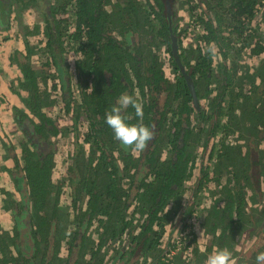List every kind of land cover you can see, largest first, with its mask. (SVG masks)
<instances>
[{
  "label": "trees",
  "instance_id": "trees-1",
  "mask_svg": "<svg viewBox=\"0 0 264 264\" xmlns=\"http://www.w3.org/2000/svg\"><path fill=\"white\" fill-rule=\"evenodd\" d=\"M5 1L4 15L9 18L13 12L11 0ZM181 1L193 2L41 0L34 11L38 20L34 21L35 17L32 25H22L33 30L25 36V53L14 52L20 74L18 89L27 93L22 102L28 112L12 107L18 143L8 150L12 166L4 170L13 179L18 196L0 191L7 196L1 203L6 204L12 220L6 229L0 224V264H145L147 259L149 264H169L174 245L171 251L162 248L165 225L178 211L186 216L194 213L196 205L189 209L191 199L202 182L208 181V172L202 166L214 159L213 181L221 196L207 215L202 250L210 253L213 247L223 248L234 228L245 217L252 219L251 206L242 205L240 196L234 206L233 191L239 187L242 175L233 172L238 166L230 157L233 148L241 151L245 142L249 160L259 158L264 149L259 150L257 145L264 137L248 143L240 137L237 146L223 140L216 146L212 141L222 128L227 134L233 133L240 116L249 112L253 122L258 107L264 110V71L258 77L259 86L252 81L246 93H233L237 90L234 79L239 77L243 49H249L250 55L264 52L263 38H257L255 44L249 40L264 0H204L201 8L197 2L191 5V19L196 9L200 11L193 25V29L200 26L193 36V49L182 46L188 27L181 28L177 19ZM28 4L36 6L37 0H28L25 6ZM64 41L75 46L71 49L80 55L74 62L73 78L66 71L59 48ZM236 43L243 46L234 49ZM32 45L43 46L42 50L50 55L40 67L45 74L51 67L56 71L53 79L60 86L62 106L54 99L48 101L47 94L44 100L65 115L71 114L68 125L75 135L66 169L68 177L57 182L52 180V140L66 132L46 110H41L48 104L42 105L38 93ZM213 46L221 58L218 64L212 60ZM168 70L170 76H166ZM73 89L79 94L78 101H72ZM122 93L134 95L142 103V122L154 134L138 157L114 139L104 121L106 110ZM239 98H254L261 103L246 107L241 100L236 105ZM126 111L134 123V110L129 107ZM81 119L86 122L82 145L75 134ZM257 119L262 124L254 131L264 132V115ZM191 146L200 149L203 175L187 188L194 165L188 151ZM251 167L249 176L255 182L251 201L256 199L259 205L264 196L260 181L264 160L254 161ZM224 170L227 179L221 180V175H226ZM64 188L70 190L71 202L66 206L70 213L59 205ZM183 194L188 199L181 205L177 199ZM262 224L264 233V221ZM93 226L96 240L89 233ZM255 227L254 221L247 232ZM190 235L185 236L188 243L184 249H189L188 264H195L201 250L196 236L190 239ZM247 238L245 233L246 245ZM179 242L185 243L183 239ZM254 248L251 245L244 255Z\"/></svg>",
  "mask_w": 264,
  "mask_h": 264
},
{
  "label": "rangeland",
  "instance_id": "rangeland-1",
  "mask_svg": "<svg viewBox=\"0 0 264 264\" xmlns=\"http://www.w3.org/2000/svg\"><path fill=\"white\" fill-rule=\"evenodd\" d=\"M27 1L28 0H13L10 6V8H12L13 10H17L19 12L17 25L20 28L19 29L16 28V30L21 36H24L26 33H27L26 35H28L33 32L31 28L29 29L24 28L22 26V21L24 20L25 16H27V14H30L31 17H32V14L34 16L35 14L33 11L39 9L38 7L41 5L40 3L41 0H37L38 6L29 5V4L28 6H25ZM196 2L198 3V6L200 8L204 4V0H193L191 4H187L186 1H181V3L177 5V8L179 9V16H180L177 19L179 20L180 27L183 29L188 27V33L186 34L185 37L183 36L182 38V46L190 48V49H193L191 46L195 45L193 43L194 34L200 31L199 30L200 26L197 27L196 29H193V25L195 24V18L200 11L196 9L194 19H191L189 15V10H190L189 8L192 7L191 5H195ZM255 20H256L257 26L255 27L256 29L253 32L254 34L253 37L249 39V40H252L253 44H255V40L257 38L261 37L264 40V4L262 7L261 6L259 7L256 13V16H255ZM3 34H5L6 36L7 33H3ZM35 41L38 42V39H36ZM236 44L237 45L235 46L234 49H237L243 46V44L241 43H236ZM3 45L4 44L0 45V68L2 66V70L4 69L5 71L4 73L2 72L0 76H3V75L5 76L3 77V79H5V83L7 84V89L9 93H11L12 98H10L11 100L9 101H4L3 94L1 93L2 87L0 84V107L4 106V104L6 103L8 108H10V106L12 105L11 111H12V107H17L19 109H25L22 99L26 98L27 93L19 92L20 91L18 89L19 78L17 77L16 69L13 68V64L15 65L14 49L16 47L14 46L13 42H9L8 47L7 45H4V46ZM41 47L43 46H33L32 45L30 48L31 52L34 53V59L32 62L34 64L33 67L38 72V79H39V87H38L39 92L38 93L42 100V105L44 103L48 104V106L42 107L41 110H46V112H48L55 120L58 121L57 124L58 126H60L59 128H62V130L64 129L63 132H66L64 133V135H61L52 140L51 148L53 149V152H55V156H54L55 167L53 169L52 180L54 182H57L62 179H66L68 177L66 169H67V165L69 162L68 159L72 155V151L74 150V147H75L74 142H73L75 135L71 132V129H70L71 125H68L71 114L65 115L64 111L62 112L61 109L59 110V108L53 106V104L48 102L53 99L55 101H58L57 104L61 102V99H62L60 96L61 90H60V86L58 85V81L56 79H53V77L57 76L54 68L51 67L50 70L45 74L40 67V64L44 63L47 58H50L49 53L48 52L45 53ZM194 47L196 48V46ZM59 48L61 49V55L63 58L64 65L66 66V71L70 73V76H72L73 78L74 62L76 61L78 57H80V55L78 53L76 54V52H74L71 49V48H75V46H73L70 42L64 41L62 43V46L59 45ZM248 50L249 49H246V48L243 49L242 64H240L241 67L239 69L240 71L239 77L234 79L235 81L234 86L236 85L237 90L234 91L233 93H236L239 90L243 93H246L252 81H255L253 82L255 86H259L258 77H260V75L262 74V71H264V65H263L264 64V52L262 54L254 56V55H250V52H248ZM212 52L215 54L212 60L214 64H218L221 58L219 54L217 53V50L214 48V46L212 47ZM4 62L6 63L3 67L2 63ZM214 68L216 69V67ZM170 74L171 73L168 70L166 72V76L167 75L170 76ZM71 81L73 82L75 80L71 79ZM73 93L74 94H72V101H78V98H79L78 92L73 89ZM46 94L48 95V97H50L48 98V101L44 100ZM262 99L264 101V96H262ZM241 100L245 101L246 107L250 106V104L252 103H255L256 105L261 103L260 101H257L254 98H249V99L239 98L235 104L237 105V103L241 102ZM58 106L61 108L62 104L59 103ZM226 108H227V104L224 103V109H223L224 113H226L224 111L226 110ZM251 117H252L251 113L247 112L245 116L242 115L239 118H237L239 120L237 121L236 119L235 120L236 125H234V127H237V129L235 131L233 130L234 131L233 133L229 132V135L225 133L224 131H223L224 132L223 134L220 130H218L215 133L214 135L215 138L213 139L212 142H214V144L218 146L217 145L218 141L223 140L227 144L237 146L238 145L237 138H240V137L245 138L248 143L249 140L256 142L258 138L264 137L263 131H258V130L254 131V127L257 129V126L259 124H262V121H259L257 119V118L262 117L261 111H258L257 109V115L255 116L256 119H254L253 122L251 121ZM7 118H8L7 114L5 113L1 114V119H3V121L0 122V191L3 190V192H8L9 194L12 193L14 197H17L18 194L14 188L13 179L10 176H8L4 170V167L11 168L12 166L11 157L9 156L8 150L11 149V145H16V143H18V139L16 137V134L18 132H14L12 129H10V127L8 126V123L4 121ZM65 128H67L68 130L65 131ZM85 129H86V122L83 119H81L79 123L77 124V133L75 132L76 136L78 135L79 141L85 134ZM9 138L11 139L12 142L10 141ZM241 146L244 147L245 149L242 148L241 151H238L237 149L233 148L232 154L230 157L232 158L231 162H233L234 164H237L238 166V168H235L233 172L237 174L238 176L240 175V173L242 175L239 187H236L235 191H233V194L236 197V199L234 200V206H236V204L239 203L238 198L240 196L242 205L246 204V206L247 205L251 206L250 215H252V219L249 218L250 216L245 217L243 221H241L238 224V227L234 228V232H231V235H229L227 242L224 243L223 248H227L233 253V256L236 258V264H256L255 256L257 255L258 252L264 251V233L261 232V228H263L262 222L264 221V196L259 201L260 202L259 205L256 199L254 201H251L252 200L251 197H254L253 196L254 188H252V185L255 186V182L249 176V172L250 170L252 171L251 166L253 165L254 161L258 162L259 159L262 161L264 160V150H263L264 140L260 141L259 145H257L259 150L260 149L263 150L259 154L258 156L259 158H252L251 160H249L248 148L246 150L247 144L243 142ZM188 151L191 152L192 154V158L194 159L193 160L194 165L191 171L192 173L191 178L186 182V187L192 188L193 185L196 183L197 178L200 176V174L201 176L203 175L201 173L202 172L201 170L202 160H201V156L199 155L200 149L198 147L195 148V146L194 147L191 146V148H189ZM214 160L206 161L204 165L202 166V169L204 171L207 170L208 172V177H207L208 181L205 183L201 181L202 186L199 187L197 194H195V198L193 197L191 199V205L189 206V209L193 208V206L196 205V207L194 208L195 209L194 213L191 214L190 216H186V215H181L180 211H178L171 220L169 219L168 223H166L165 225V232H164L163 241H162V245H163L162 248L164 249L167 248L168 250L170 249L171 251L172 246L174 245V250L171 252L172 254L171 263L169 264H188L189 262V259H187L189 258L188 257L189 249L187 250L184 249L185 244H187L188 242L182 245H179L181 243L179 242V238L181 235L177 233V229L179 230L182 227V225H184L185 222L189 220V217L192 218L194 221L193 230L197 231L196 233L198 234L197 244L199 245V248L201 249V251H199L198 259L195 260V264H206V256L209 253L208 251H206L205 253L204 252L205 250H202V248H204L206 244V240H205L206 237L205 235L201 236V233H202L201 229H203L205 233V229H204L205 224L201 225V223L203 221L206 222L207 215L209 214V211L215 204V200H218V198L221 196L218 194V191L216 190V189L220 190V188L219 187L217 188V186L215 187V182L213 181L214 178H213L212 171H214L213 170ZM236 169H239V170H236ZM222 173L226 174V170L222 171ZM221 176H222L221 180L227 179V174L221 175ZM243 176L248 177V179L247 180L244 179ZM260 181H262L261 190L263 191L262 193L264 194V177L263 176H260ZM62 192L63 193L60 197L59 205L62 207V209L66 210L67 213H70L71 209L66 207L71 202L69 198L70 190L68 188L66 189L64 188L62 189ZM4 197L7 198V196H5L4 193H0V224L3 228L6 229L7 226L11 224L12 220H11L9 213L5 210L6 204L1 203V200ZM187 199H188V195L183 194L177 199V202L179 200L180 204L182 205L184 203V200H187ZM234 220H236V218H234ZM254 221L256 222L255 229L251 233L247 232L248 228L252 227V223ZM225 222H227V219ZM89 233H90V237H92L93 240H96L97 234H96V230L94 226L91 228ZM245 233L248 237H250V239L247 238L245 240V242L248 241V245L244 243ZM251 245L255 246L253 252H250L249 256H245L244 253H246L250 249ZM214 248L215 247H213V249ZM203 253H205V257L202 258ZM107 264H110V263L108 262ZM145 264H149L148 259Z\"/></svg>",
  "mask_w": 264,
  "mask_h": 264
},
{
  "label": "clouds",
  "instance_id": "clouds-1",
  "mask_svg": "<svg viewBox=\"0 0 264 264\" xmlns=\"http://www.w3.org/2000/svg\"><path fill=\"white\" fill-rule=\"evenodd\" d=\"M129 107L134 110L136 121L126 111ZM143 105L131 94L122 93L104 114L105 124L111 129L112 135L122 146L131 148L138 157L153 139L152 129L143 122ZM256 264H264V251L255 256ZM206 264H236L233 253L222 247L214 248L206 256Z\"/></svg>",
  "mask_w": 264,
  "mask_h": 264
},
{
  "label": "crops",
  "instance_id": "crops-1",
  "mask_svg": "<svg viewBox=\"0 0 264 264\" xmlns=\"http://www.w3.org/2000/svg\"><path fill=\"white\" fill-rule=\"evenodd\" d=\"M9 1L10 0H7V2H9ZM12 2H13V0H11V3ZM5 3H6V1L4 2V0H0V21L3 20V22H0V45L4 44V45H7V47H8V43L9 42H13L14 43V46L16 47L14 49V51L15 52H20L21 54H24L25 53V50H24V48H25L24 40H25V36H28V35H26L27 34L26 33L24 36H21V35H19V33L16 30V28L17 29L20 28L17 25L18 24V15L16 14V11L17 10L15 11L12 8H10V9L13 10V12L9 15V18H5L4 12H5V9L7 8V6H5ZM9 5L11 6V4H9ZM34 17H36V19L34 21L38 20V16H36V15L33 16V14H32V17H31L30 14H27V16H25L24 20L22 21V25L23 24L32 25L33 24ZM3 33H7L6 36ZM36 39L39 40V38H35V40ZM9 40H11V41H9ZM5 63L6 62L2 63L3 64V67H4ZM15 66L16 65L13 64V68L16 69V72H17V77L20 78V74H19V71H18V67L17 66L15 67ZM0 71H1L0 72V75L2 74V72L4 73V71H5L4 69L2 70V66L0 68ZM3 77H5V76L4 75L3 76H0V84H1V87H2L1 93L3 94L4 101H9V100H11L10 98H12V97H11V93H9V91L7 89V84L5 83V79H3ZM19 92H21V91H19ZM11 106H10V108H8L7 107V104L5 103L4 106H1L0 107V122L3 121V119H1V114L2 113L7 114L8 115V118L6 120H4V121H6L8 123V126L10 127V129L13 130L14 125H13V117H12V113H11L12 112L11 111ZM3 110H5V111H3ZM24 111H25V113L28 112L26 109H24Z\"/></svg>",
  "mask_w": 264,
  "mask_h": 264
},
{
  "label": "flooded vegetation",
  "instance_id": "flooded-vegetation-1",
  "mask_svg": "<svg viewBox=\"0 0 264 264\" xmlns=\"http://www.w3.org/2000/svg\"><path fill=\"white\" fill-rule=\"evenodd\" d=\"M18 12V11H17ZM18 15H19V12H18ZM254 56H256V55H254ZM260 59V58H259ZM258 59V60H259ZM261 110V107H258V111H260ZM262 115H264V110H262L261 111V116ZM226 118V117H225ZM223 121H227V120H223ZM211 122V121H210ZM222 133H223V131H224V129L222 128V130H220ZM225 132V131H224ZM228 135H229V133H228ZM82 141H83V139L81 138V140L79 141V138H78V144H81L82 145ZM235 141V140H234ZM74 142V141H73ZM239 143L240 142H238L237 141V144L239 145ZM85 147V149H88V145H85L84 146ZM202 224H205V222L203 221L202 223H201V225ZM193 225H194V221H193V219L192 218H190L189 217V220H187L186 222H185V224L184 225H182V227L178 230L177 229V233L178 234H180V235H183L184 233H186V234H191L189 237H190V239H191V237L193 236V235H195L196 237H194V239H195V242L197 243V236H198V234H196L197 233V231L196 230H193ZM184 227V228H183ZM202 230V233H201V236L204 234V230L203 229H201ZM198 245V244H197ZM198 247H199V245H198ZM201 247V246H200ZM200 249V248H199ZM250 255V254H249ZM248 255V256H249Z\"/></svg>",
  "mask_w": 264,
  "mask_h": 264
},
{
  "label": "water",
  "instance_id": "water-1",
  "mask_svg": "<svg viewBox=\"0 0 264 264\" xmlns=\"http://www.w3.org/2000/svg\"><path fill=\"white\" fill-rule=\"evenodd\" d=\"M175 48H176V47H175V46H173V50H174V52H175ZM187 80H188V82H189V85H190V87H191V89H192L193 87H192L191 81H190V79H189L188 77H187Z\"/></svg>",
  "mask_w": 264,
  "mask_h": 264
},
{
  "label": "built area",
  "instance_id": "built-area-1",
  "mask_svg": "<svg viewBox=\"0 0 264 264\" xmlns=\"http://www.w3.org/2000/svg\"><path fill=\"white\" fill-rule=\"evenodd\" d=\"M186 235H187L186 233H184L183 235H181L180 238H179V240H180V239H183V240L185 241V243H186V240H185V236H186ZM183 244H184V243H183Z\"/></svg>",
  "mask_w": 264,
  "mask_h": 264
}]
</instances>
